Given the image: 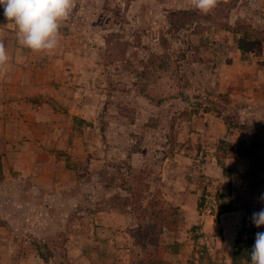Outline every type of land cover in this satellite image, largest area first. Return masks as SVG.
I'll list each match as a JSON object with an SVG mask.
<instances>
[{"label": "rangeland", "instance_id": "374dc122", "mask_svg": "<svg viewBox=\"0 0 264 264\" xmlns=\"http://www.w3.org/2000/svg\"><path fill=\"white\" fill-rule=\"evenodd\" d=\"M60 33L51 55L22 49L71 70L63 96L73 85L97 107L62 121L54 185L13 176L34 206L23 233L1 236V264H251L264 232L251 219L264 209V0L207 15L187 0H77Z\"/></svg>", "mask_w": 264, "mask_h": 264}, {"label": "crops", "instance_id": "0c3cea01", "mask_svg": "<svg viewBox=\"0 0 264 264\" xmlns=\"http://www.w3.org/2000/svg\"><path fill=\"white\" fill-rule=\"evenodd\" d=\"M10 47L13 49L7 51L9 65L0 71V157L7 160L4 165L7 177L0 182V241L5 234L23 233L19 227V213L25 210L29 213L34 206L32 197L28 202L21 199L22 191L17 189L18 180L13 176H19L20 180V177L33 178L38 173L42 177L31 182L34 188L54 185L51 178L53 171L58 169L55 159L63 142L62 121L68 117L89 119L88 108L92 115L97 107L96 100L88 103L73 85L69 97L63 96L67 87L62 77H70L71 70L31 63L32 58L18 41ZM13 56L21 66L11 63ZM4 257L0 251V264ZM29 259L27 256L18 264H29Z\"/></svg>", "mask_w": 264, "mask_h": 264}, {"label": "clouds", "instance_id": "9594fccd", "mask_svg": "<svg viewBox=\"0 0 264 264\" xmlns=\"http://www.w3.org/2000/svg\"><path fill=\"white\" fill-rule=\"evenodd\" d=\"M192 9L207 15L220 0H187ZM77 0H0L4 17L16 29L19 45L32 53L51 55L59 46L62 23L67 21ZM10 57L0 41V71L9 65ZM264 200V194L260 197ZM252 222L264 226V209L252 214ZM251 264H264V232L256 233L251 251Z\"/></svg>", "mask_w": 264, "mask_h": 264}, {"label": "trees", "instance_id": "16d2710c", "mask_svg": "<svg viewBox=\"0 0 264 264\" xmlns=\"http://www.w3.org/2000/svg\"><path fill=\"white\" fill-rule=\"evenodd\" d=\"M238 45H239V48L244 49L243 46H241L240 43H239ZM245 243H246V244H247V243H250V240L248 241V239H247ZM253 246H254V245H253ZM250 251H252V249H251ZM235 254H236V253H235ZM235 254H234V257H233V262H232V264H240V259H236V255H235Z\"/></svg>", "mask_w": 264, "mask_h": 264}]
</instances>
